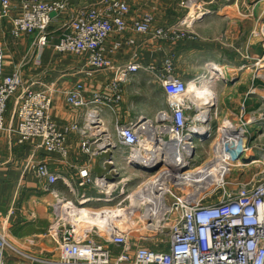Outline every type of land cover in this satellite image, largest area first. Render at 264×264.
Segmentation results:
<instances>
[{
    "label": "built area",
    "instance_id": "obj_1",
    "mask_svg": "<svg viewBox=\"0 0 264 264\" xmlns=\"http://www.w3.org/2000/svg\"><path fill=\"white\" fill-rule=\"evenodd\" d=\"M71 1L0 0V17L11 20L13 36L36 34L35 44L41 47L50 41L54 17L69 11ZM194 4L196 0L187 1L186 15L172 23L156 25L155 17L146 14L134 20L133 28L152 40L195 36V25L213 11H193ZM130 11L126 0H102L68 17L69 30L60 37L57 51L86 54L79 73L111 74L103 90L88 94L81 82L65 90L67 102L84 109L79 123L60 124L52 117L57 81L36 89L23 76L21 67L5 70L4 46L0 43V141L6 133L16 135L20 145L35 140L37 149L69 163L68 140L76 132L82 155L90 161L102 157L106 170L94 175L90 164L81 163L78 185L92 188L98 196L83 194L73 201L51 188L62 178L74 194L73 179L63 178L49 162L36 160L34 155L26 160L24 172L32 171L44 180V190L54 197L47 234L57 245V256L49 262L264 264V157H258L248 144L253 127L264 123V86L254 85L248 93L261 98L260 107L249 112L245 103L241 120L224 118L213 126L212 96L208 91L197 96L176 75L171 58L162 65L139 61L116 65L106 56L110 36L124 35L129 29ZM236 12L240 19L252 15ZM253 36L263 43L264 11ZM126 41L136 44L133 38ZM122 44V40L115 41L113 50ZM260 62L256 61L252 75L263 80L264 64ZM139 70L149 72L162 87L167 107L153 118L140 116L130 123L116 120L114 130H110L105 108L117 113L123 98L122 84ZM11 100L14 107L8 120ZM197 139L202 145L208 141L206 156L199 161ZM141 166L159 168L148 172ZM254 166L258 170L247 181L234 176L235 169L243 172ZM218 176L222 177L220 182ZM92 202L103 205L97 207ZM8 249L20 251L6 229L0 230V264H5Z\"/></svg>",
    "mask_w": 264,
    "mask_h": 264
},
{
    "label": "crops",
    "instance_id": "obj_2",
    "mask_svg": "<svg viewBox=\"0 0 264 264\" xmlns=\"http://www.w3.org/2000/svg\"><path fill=\"white\" fill-rule=\"evenodd\" d=\"M101 1L72 0L69 11L54 17L49 29L50 41L41 47L35 44L36 34L13 36L10 32L11 20L0 17L1 28H6L3 32L7 34L6 40L0 39L4 44L5 70L10 72L14 67H21L23 76L32 81L36 89H45L57 81L58 91L54 96L51 114L60 124L79 123L84 114V109L75 108L67 102L66 89L81 82L90 94L95 90H103L111 78V74L106 71L93 75L79 73L86 63V54L60 53L56 49L60 37L69 30L68 17L81 7L97 5ZM126 1L131 7L127 16L129 29L124 35H111L106 43V56L114 64L139 61L162 65L167 58H171L176 75L186 81L196 95L208 91L212 96V125L215 127L224 118L231 122L241 120V108L245 103L249 112L260 107L261 98L249 96L248 93L249 77L257 66L256 61H261L260 65L264 64L261 41L253 36L258 17L263 13L264 0H244L246 6H255L252 15L244 19H232L225 11H213L195 25V36L187 35L174 41L152 40L137 32L133 22L146 14H152L156 25L172 23L182 14L179 0ZM17 12L15 10L13 14ZM231 12L233 14L234 11ZM128 38L135 39L136 44H129L126 41ZM117 40H122L123 44L114 51L113 45ZM122 88L123 98L117 106V113L105 108L104 118L110 130H114L116 120L130 123L140 116L153 118L159 110L167 107L162 87L149 72L139 70L133 73L122 84ZM9 106L8 120L13 112L14 100ZM253 129L250 138L254 136L257 142L264 136V123L255 125ZM68 142L71 162L65 163L44 149H37L35 140L20 145L16 135L8 136L6 133L0 141V230L6 229L20 250L8 249L5 264H53L49 261L57 256V245L47 234L52 217L50 205L54 198L44 190V180L36 177L32 171L24 172L25 162L31 155L36 160L49 162L63 178L73 179L76 193L70 192L62 178L51 188L73 201L83 194L98 196L92 188L85 189L78 185V166L81 163L90 164L94 175L103 174L106 171L103 158L90 161L83 156L76 132L70 135ZM248 144L258 157H264V143L261 146L250 145L249 139ZM92 204L97 207L103 205L98 202Z\"/></svg>",
    "mask_w": 264,
    "mask_h": 264
},
{
    "label": "rangeland",
    "instance_id": "obj_3",
    "mask_svg": "<svg viewBox=\"0 0 264 264\" xmlns=\"http://www.w3.org/2000/svg\"><path fill=\"white\" fill-rule=\"evenodd\" d=\"M187 1L189 0H179V11L182 12V14L179 15V18L184 17L186 15L185 11H188V7L187 5ZM249 4V2H248ZM254 7L252 8L249 5H245V1L244 0H196V4H194V10L193 11H197V12H201V11H225V13L227 15H229L228 17L232 18V19H240L238 17L239 13L235 12V11H240L241 13L244 14V11H248V14L251 13V11H254ZM236 8V10H235ZM231 11H234L233 14ZM264 11V8H263ZM261 17V15H260ZM260 17H258V20L260 19ZM2 19H0V39H2L3 41L7 39V34H4V30H6V28H1V22ZM1 41V43L3 44V42ZM4 45V44H3ZM262 47H263V59H264V40L263 43H261ZM264 73V72H263ZM262 84L264 86V79L262 80H258V79H254L253 75L249 77V85H250V89L254 86V85H260ZM249 89V90H250ZM199 94V93H198ZM198 96V95H197ZM12 101V100H11ZM9 113H7L8 115ZM253 132V131H252ZM264 143V136L261 139H258L257 142L254 141V136L252 138H250V145L254 144V145H263ZM196 144H197V152H196V158L197 160H201L206 156V149H208V141L205 142L203 145L198 141V139L196 140ZM258 170L257 167H250L247 168L245 171H241L240 168L235 169V174L234 176H237L240 178V180L242 181H247L248 179H250V177ZM144 175V174H143ZM220 179L222 180V178L220 177ZM141 179H137L135 183L130 184V186H132L133 184L136 185L137 182L141 181ZM219 180V179H218ZM217 182H220V180ZM232 187H235V185H231ZM53 197V196H52ZM54 198V197H53Z\"/></svg>",
    "mask_w": 264,
    "mask_h": 264
},
{
    "label": "water",
    "instance_id": "obj_4",
    "mask_svg": "<svg viewBox=\"0 0 264 264\" xmlns=\"http://www.w3.org/2000/svg\"><path fill=\"white\" fill-rule=\"evenodd\" d=\"M159 168V166H156L155 168H148L145 166H141V169H143L144 171H148V172H153L155 170H157Z\"/></svg>",
    "mask_w": 264,
    "mask_h": 264
},
{
    "label": "bare ground",
    "instance_id": "obj_5",
    "mask_svg": "<svg viewBox=\"0 0 264 264\" xmlns=\"http://www.w3.org/2000/svg\"><path fill=\"white\" fill-rule=\"evenodd\" d=\"M235 10H236V8H235ZM249 70H251V69H249ZM261 70H262V69H261ZM262 71H264V65H263V70H262ZM208 98L210 99V97H208ZM243 140H246V136H243ZM220 177H221V176H218L217 179L221 180ZM221 178H222V177H221ZM196 180H197V179H196ZM219 180H218V181H219Z\"/></svg>",
    "mask_w": 264,
    "mask_h": 264
}]
</instances>
